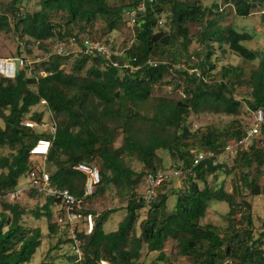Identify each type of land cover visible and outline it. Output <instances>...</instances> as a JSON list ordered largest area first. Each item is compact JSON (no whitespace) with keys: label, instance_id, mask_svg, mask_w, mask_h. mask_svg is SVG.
I'll return each instance as SVG.
<instances>
[{"label":"trees","instance_id":"trees-1","mask_svg":"<svg viewBox=\"0 0 264 264\" xmlns=\"http://www.w3.org/2000/svg\"><path fill=\"white\" fill-rule=\"evenodd\" d=\"M255 1L216 0L205 6L199 0H158L140 13L133 27L132 44H127L121 56L114 57L119 66H113L102 56L54 55L39 62L31 75L22 71L14 79L0 77V118L4 121V126H0V150H7L0 154L1 195L16 191L20 178L37 166L30 161V150L42 138L52 141L45 159L46 164L55 168L50 171L52 184L68 187L79 197L86 182V175L75 168L79 163L97 164L101 177L98 191L104 192L112 185L120 196L132 192L142 175L162 166L160 151L171 156L173 166H183L186 170L180 187L172 186L173 180L164 182L154 201L148 202L131 193L122 207L126 215L114 231L106 232L103 226L119 208L101 213L89 209L96 223L91 233L83 226L80 228L81 258L72 249L68 223L53 221V206L60 208L59 217L64 212L60 199L31 190L46 198V203L42 208L29 210L19 201L1 198L0 264L29 263L40 248L42 229L26 224L28 213L36 219L45 216L49 221V237L57 238L40 264H102L103 261L144 264L152 252H159L157 261L174 264L165 253L168 241L173 242L179 256H185L192 264H225L227 259L234 264H264V220L256 233L252 205L244 193L246 189L252 196L264 193L260 184L264 174V136L248 150L237 151L232 165L208 158L193 166L191 150L197 146L196 139L198 146L221 152L231 140L242 138L247 127L233 122L221 129L206 127L193 132L188 124L191 112L239 114L243 104L236 99L235 92L242 86L250 88L253 99L247 101L249 106L255 111L264 109V50L247 46L254 38L251 32L224 22L229 14L248 17ZM23 2L12 0L7 12H0V37L12 28L20 31L21 54L23 47L29 52L38 45L46 48L50 42L71 33L90 34L98 21L103 23L99 28L102 34H111L125 23V13L134 5L131 0L120 5H111L109 0H40L39 9L28 11ZM227 4L232 6L228 13ZM164 11L166 22L159 26ZM192 23L201 25L196 35L200 50L195 53L189 51L194 41L189 27ZM105 42L112 45L109 38ZM216 46L245 61L259 59V65L249 73L240 66H224L219 71V80L206 81L208 68L214 67L211 59ZM194 56L198 60L193 64L187 61ZM67 60L73 61L71 72L66 70ZM151 60L157 65L150 64ZM184 61L189 69H200L201 76L177 70L182 80L175 85H183V96L158 97L154 112L145 113L142 107L152 99L154 87L171 82L167 78L175 72L170 68ZM88 63L91 64L86 68ZM126 63L136 70L125 67ZM90 99L96 102L92 108L86 105ZM40 104L48 107L57 119L54 133L46 134L23 123L27 118L43 120L44 112L30 114ZM119 130L123 142L116 146ZM124 154L137 156L145 170L136 171L123 158ZM221 173L234 176L231 191L219 181ZM212 201L229 205V222L225 228L202 223ZM142 209H146V216L140 220ZM237 212L239 223L233 217ZM64 245L72 250L54 253Z\"/></svg>","mask_w":264,"mask_h":264},{"label":"rangeland","instance_id":"rangeland-1","mask_svg":"<svg viewBox=\"0 0 264 264\" xmlns=\"http://www.w3.org/2000/svg\"><path fill=\"white\" fill-rule=\"evenodd\" d=\"M12 0H0V12H7L6 7L10 4ZM23 4L26 10L28 11H35L40 8L39 3L40 0H23ZM203 5L205 6H211L216 0H199ZM221 1V0H219ZM109 3L111 5H120L122 3H129V0H109ZM255 6L251 10V13L248 17H234V14H229L227 16V11L229 7H232L231 5H225L226 15L225 23H233L235 28L243 31H249L254 35L253 40L247 42V46L251 49L255 50H264V0H256ZM232 13V12H231ZM166 15L167 12L164 11L161 14L160 20L163 21V24L166 22ZM101 21H98L94 24L93 31L90 32V34L93 37L102 38L104 41L105 39L109 38L112 42V45L114 49H117L118 51H122L124 53L125 47L127 44L132 40L134 33L132 27H129L125 21V23L121 26V28L117 31L112 32L111 34H107L106 36L102 34V30L99 29L102 24ZM162 26V25H160ZM190 34L194 35V41L189 46V51L191 53L198 52L200 50V45L196 41V35L201 31V25L198 24H190ZM20 31H15L14 28H12L11 31L3 32L0 37V56H18L21 54L20 51ZM23 51L25 54L29 56V58H32L35 54V50L29 52L27 49H24ZM214 54L212 56V63L214 64V67L210 66L208 68V76H206V81H215L220 79V69L224 66L229 65H236L240 66L244 69L245 73H249L252 69L257 68L259 65V59L253 60V61H245L244 59L236 56L235 54L231 53L229 50L223 51L222 49L218 48L216 46V49L214 50ZM198 58L196 56L190 58V60H187L191 64H193L195 61H197ZM187 63L186 61H184ZM91 63H88L86 66L89 67ZM38 65V64H37ZM189 65V64H188ZM66 70L68 72H71L73 69V61L67 60L65 63ZM200 70V69H199ZM201 71V70H200ZM85 70H83V73ZM176 74V75H175ZM203 74V73H202ZM182 78L179 77V75L174 73V75L169 78H167V81L162 85H157L154 87L153 97L152 99L146 103L142 110L145 113L152 114L154 112V105L156 103V99L161 96H168V97H181L183 96L182 87H178L175 84H177L179 81H181ZM74 93V91H71ZM71 93V94H72ZM236 99L240 100L243 104V108L239 114H215L213 112H191L189 118H188V124L193 132H196L198 129H203L206 127H216V128H224L230 125L231 123H241L244 127L252 126L254 122V109H252L247 101H252V97L250 95V88L247 86H242L237 88L235 92ZM96 102L90 99L87 101V106L92 108L95 106ZM44 112L43 120L41 122H36L35 120H32L31 118H27L30 121L35 123L34 127L38 129L41 132H44L46 134H50L54 132V128L56 129V122L57 119L54 117L53 113L43 104H40L37 107H33L31 111V115L35 113ZM0 126H4V121L0 118ZM113 127V126H112ZM199 135V134H197ZM234 140V139H233ZM231 140V141H233ZM123 142V134H121V130H119V134L115 140V145L120 146ZM197 146L193 147L195 148H202L198 146V139H196ZM1 153H7V150L1 151ZM163 158L162 166L159 165V169H163L165 171H171L175 168L174 161L172 160L171 156L166 152H159ZM236 154H231L229 156H223L222 162H227L229 165L233 164V158ZM35 160V163L39 167H45L46 170L50 173V171L54 170L55 168L52 166H49L45 163V159L43 157H33ZM123 158L136 170V171H144V165L143 163L138 159L137 156H129L124 154ZM98 167L97 164H93ZM184 173L181 177L173 178L169 181L173 180L172 186L180 187L182 185V181L185 178ZM22 178V179H21ZM20 178V181L24 183V186H28V182L23 180V177ZM234 180L233 175H224L220 174L219 181L224 182V185L227 190L231 191L232 189V182ZM209 181H211V178H209ZM260 184L264 186V174L260 178ZM146 190V177L142 175L139 182L137 183L134 190L127 194V192H123V196H120L118 194L119 190L110 185L107 187V189L103 191H98L95 194V196L92 199H88L87 201V207L89 209H93L96 212H102L109 208H121L125 207L128 200L131 198V193H134L138 197L143 196ZM244 193L248 199V201L252 205V218L254 221V227L255 232L258 233L261 229V223L264 220V193L258 195V196H252L249 194V191L246 189L244 190ZM8 200L10 201H19L22 205L26 206L29 210L35 209V208H42L43 205L46 203V198L36 195L31 190H25L23 195H20L17 198H12L11 196H6ZM170 202V201H169ZM175 200L172 198L170 205L173 206ZM54 209V222H59L58 217V211L60 210L59 207L53 206ZM228 212H229V205L225 202H219V201H212L210 204V207L208 208L207 214L204 219H202V223H212L216 226H220L222 228H225L228 225ZM122 212L115 214L113 216V220L110 223V226H114L118 220L122 217ZM140 220H142L146 216V209L140 210ZM234 219L236 222L239 223L240 220V213L237 212L234 214ZM26 224L29 226H39L42 229L43 232V240L40 248L37 250V252L34 255V258L31 262L26 264H40L42 259L45 257V254H47V251L49 250L51 243L56 242V237H49V221L44 216L41 219H36L33 217L31 213H28L25 216ZM57 222V223H58ZM61 223V222H59ZM108 230H110V227L108 226ZM71 249V246L64 245L63 248H60L58 251H54V253H64L69 252ZM165 253L169 257L170 262L174 264H192L188 258L185 256H179L177 250L174 248V244L172 241H168L165 245ZM159 255V252H152L150 253L146 258L144 264H164L163 262L157 261V256ZM102 264H108L105 261L102 262Z\"/></svg>","mask_w":264,"mask_h":264},{"label":"built area","instance_id":"built-area-1","mask_svg":"<svg viewBox=\"0 0 264 264\" xmlns=\"http://www.w3.org/2000/svg\"><path fill=\"white\" fill-rule=\"evenodd\" d=\"M158 0H131L134 4L125 13V21L129 27L136 25L140 13L147 11V7L150 4L156 3ZM130 2V0H129ZM163 24V21H159V26ZM133 40L128 44L130 46ZM23 46L25 44L23 43ZM127 46V47H128ZM25 47H23V50ZM25 51V50H24ZM122 51L114 49L112 45L107 44L102 38L93 37L87 33H71L66 37L59 38L53 42H50L46 48H39V45L35 48V54L32 58L25 53L18 56H0V77L14 79L20 72L25 71L28 75H31L36 65L47 60L54 55L66 56V57H81V56H102L107 62L113 66H119L118 61L114 59L116 56H121ZM154 66L157 65L156 61H149ZM125 67H129L131 71H135L136 67L125 64ZM177 70H188L189 73H196L197 76H201V71L198 68L189 69L188 65L184 62L176 64L173 68H170L171 72ZM45 103V100H42ZM27 126H34L35 123L30 121L23 122ZM264 124V109L258 108L254 112V122L251 127L246 130V134L240 138L230 141L221 152H217L211 149L195 148L191 150L193 153V166L198 165L205 159L213 158L216 162H222V157L236 154L239 150H248L253 143L257 142L264 133L262 132V126ZM54 128V132H55ZM53 132V133H54ZM51 139L42 138L39 139L35 146L30 150V161L35 162L33 157H43L46 159L51 147ZM75 168L86 175V182L84 186V193L81 197L74 195L68 187H58L52 184L50 173L45 167L33 166L24 176L28 182V186L19 188L16 191L7 195H1L0 199L6 196L17 198L23 195L25 190H36L42 193L44 196H53L61 200L64 212L62 216L58 218L59 222L68 223L69 231L73 239L72 249L79 258L82 257V240L78 236L81 226H83L87 233H91L96 223V217L94 213L88 211L87 207L88 198L93 196L101 181L100 170L96 165H90L87 163H79ZM186 170L183 166L175 167L171 171H165L163 169H157L156 171H150L146 174V190L143 194V198L148 201H154L158 195L159 187L173 178L181 177ZM225 264H234L231 259H227Z\"/></svg>","mask_w":264,"mask_h":264},{"label":"crops","instance_id":"crops-1","mask_svg":"<svg viewBox=\"0 0 264 264\" xmlns=\"http://www.w3.org/2000/svg\"><path fill=\"white\" fill-rule=\"evenodd\" d=\"M0 152H1V150H0ZM22 179V178H21ZM23 180H25L26 182H27V180L25 179V177H23ZM25 186H24V183H22L20 180H19V184H18V188L17 189H19V188H24ZM24 194V193H23ZM1 208V207H0ZM120 212H122L123 214H122V217H121V219L120 220H118L117 221V223L114 225V226H110V223H111V221L113 220V216H115V214H118V213H120ZM97 213H101V212H99V211H97ZM112 215L113 216H111L110 215V217H109V219L104 223V229H105V231L106 232H110V231H114V230H116L117 228H118V225H119V222L124 218V216L126 215V210L124 209V208H119V210L117 211V212H115V213H112ZM108 226L110 227V230H108Z\"/></svg>","mask_w":264,"mask_h":264},{"label":"clouds","instance_id":"clouds-1","mask_svg":"<svg viewBox=\"0 0 264 264\" xmlns=\"http://www.w3.org/2000/svg\"><path fill=\"white\" fill-rule=\"evenodd\" d=\"M219 2H221V1H219ZM228 5V4H227Z\"/></svg>","mask_w":264,"mask_h":264}]
</instances>
